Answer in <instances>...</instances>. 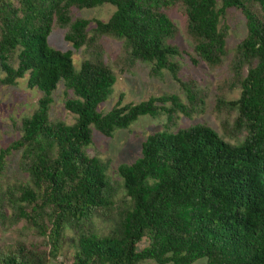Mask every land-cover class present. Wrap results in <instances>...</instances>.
<instances>
[{"label":"trees","instance_id":"1","mask_svg":"<svg viewBox=\"0 0 264 264\" xmlns=\"http://www.w3.org/2000/svg\"><path fill=\"white\" fill-rule=\"evenodd\" d=\"M105 4L113 12L105 22L93 20L91 29L90 21L71 18L73 9ZM175 6L194 65L221 63L228 10L244 19L246 34L231 62L238 97L215 102L217 111L234 113L227 136L236 144L205 124L170 130L177 114L188 116L203 104L196 82L178 77L181 52L169 43L176 27L167 14ZM53 29L64 31L73 50L85 49L77 70L71 50L48 44ZM102 37L122 42L120 71L140 62L152 76L166 72L186 103L163 94L121 105L120 96L100 113L115 83L102 59ZM0 76L7 87L25 78L40 95L20 122V137L0 150V175L6 157L18 151L28 180L0 189V222L8 210L40 242L0 247V264H56L66 240L71 264H264V0H0ZM60 83L63 108L74 117L69 125L49 120ZM162 114L163 129L142 141L139 157L117 166L123 194L115 199L107 164L86 154L93 132L109 138L142 116ZM95 218L109 223L107 234L92 230Z\"/></svg>","mask_w":264,"mask_h":264},{"label":"rangeland","instance_id":"2","mask_svg":"<svg viewBox=\"0 0 264 264\" xmlns=\"http://www.w3.org/2000/svg\"><path fill=\"white\" fill-rule=\"evenodd\" d=\"M113 7L105 4L92 9H73L71 18H82L90 21L88 29L94 26L93 20L105 22ZM167 14L176 27V33L169 41L181 52L175 60L179 65L178 77L185 80L195 81L202 91L203 104L200 110L188 116L177 114L171 131L184 129L194 124H205L214 129L225 141L236 144L237 139L227 136L234 117L233 112L215 109L216 98L235 100L239 89L234 86L232 79L231 62L235 47L246 34L245 22L239 11L230 9L225 15L223 23L227 27L225 39V56L221 63L214 67H207L203 63L192 64L190 57L195 58L191 38L186 33L185 19L177 6L169 9ZM63 30L53 29L48 37V44L60 51L71 50V59L74 69H78L82 60L87 58L84 48L73 50L69 43L63 39ZM88 35H90L88 33ZM102 51V59L111 69L115 83L108 98L98 106L102 114L108 112L116 104L121 96V105L137 104L146 101L150 97H158L163 94L176 95L182 103H186L183 91L178 84L171 79L169 74L162 72L158 76L150 75V65L147 63H135L125 71L120 63L122 42L112 37H102L98 40ZM15 65V60H13ZM244 73V71H243ZM1 77V76H0ZM64 87L60 83L53 94V103L49 110L50 121H61L72 124L74 117L63 108ZM68 95H71L68 93ZM39 93L26 87V79H20L15 86H3L0 84V150L9 146L20 137V122L29 117L36 107ZM165 125V116L158 115L154 118L142 116L127 129L116 131L111 137L106 138L93 132L91 145L86 149L88 156H95L107 164V175L112 183L115 199H120L123 192L120 180L116 175V168L120 164L132 163L140 154L142 141L155 132H159ZM240 138V137H239ZM19 152H11L5 159V166L0 175V189L4 190L7 185L16 182H28L27 176L18 166ZM92 230L98 235H105L110 230L108 222L95 218L91 225ZM70 233H66V238ZM21 242L25 245L38 244L40 239L33 235L32 231L22 221H14L9 218V211L0 222V247L13 246ZM144 246L139 244L138 248ZM44 247V245H43ZM73 255L72 245L66 240L61 252L56 258V264H71ZM55 264V263H54ZM140 264H155L152 261H144ZM193 264H206L204 259Z\"/></svg>","mask_w":264,"mask_h":264}]
</instances>
